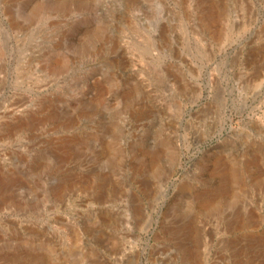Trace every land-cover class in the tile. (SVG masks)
<instances>
[{
	"label": "rangeland",
	"instance_id": "374dc122",
	"mask_svg": "<svg viewBox=\"0 0 264 264\" xmlns=\"http://www.w3.org/2000/svg\"><path fill=\"white\" fill-rule=\"evenodd\" d=\"M0 264H264V0H0Z\"/></svg>",
	"mask_w": 264,
	"mask_h": 264
}]
</instances>
